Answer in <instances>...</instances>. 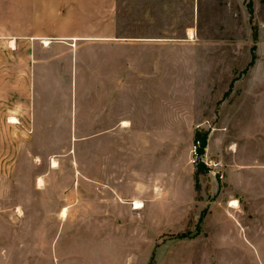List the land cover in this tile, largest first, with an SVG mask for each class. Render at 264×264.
Returning <instances> with one entry per match:
<instances>
[{
  "label": "rangeland",
  "instance_id": "374dc122",
  "mask_svg": "<svg viewBox=\"0 0 264 264\" xmlns=\"http://www.w3.org/2000/svg\"><path fill=\"white\" fill-rule=\"evenodd\" d=\"M119 1L117 9L113 0L111 20L91 25L112 30L113 35L141 36L96 41L55 37L54 44L110 46L129 52L132 63H139L143 72V76L135 75V70L129 75L137 81L142 78L143 85L134 87L139 91V107L153 111L155 117L160 113V120L154 124L157 129H111L94 138L89 129H81L80 135L86 137L81 140L70 125L82 123L86 108L97 106L100 95L94 89L96 76L84 78L80 64L66 66L72 81L58 73L56 64L41 77L42 67L37 65L33 109L38 129L34 137L28 126L9 122V116L25 114L22 103L30 88L28 63L23 53L12 50V40L15 37L19 51L32 41L10 35L26 27L24 0H16L18 4L0 0V264H233L226 259L238 251L239 264H264V260L250 258L257 255L250 244H222L226 238L222 234L233 229L220 228L222 214L216 207L203 226L198 223L200 212L208 210L218 195L217 178L212 173L201 175L196 191L197 167L191 164L196 134L208 132L205 159L221 164L222 172H227L219 144L238 139L235 133L242 134V124L252 117L254 145L247 150L246 161L260 164L255 166V178L264 175V78L254 72L249 80L253 70L264 76V0ZM49 23L56 32L89 25L83 20ZM41 41L34 43L43 45ZM157 57L159 65L153 64ZM252 62L255 65L244 72ZM235 77L232 92L220 104ZM140 93L155 94L160 101L155 96L146 100ZM229 144L226 153L232 151ZM149 157L154 158L140 162ZM132 159L140 163L127 168L126 161ZM170 168L176 177V190L169 198L176 199L171 205L176 209L174 218L171 222L161 218L160 243L150 246L143 238L141 220L146 223L152 216L149 209L158 202L161 207L169 206ZM111 174L126 178L115 185L116 192L109 182ZM148 176L153 190L146 188L147 194L140 198L149 209L132 215L117 193H141L135 180ZM64 207L68 212L63 217ZM143 214L144 220L135 219ZM153 222L148 223L150 228ZM259 231L253 230L255 239L264 235V229ZM167 235L175 241H163ZM257 250L264 259V243Z\"/></svg>",
  "mask_w": 264,
  "mask_h": 264
},
{
  "label": "crops",
  "instance_id": "0c3cea01",
  "mask_svg": "<svg viewBox=\"0 0 264 264\" xmlns=\"http://www.w3.org/2000/svg\"><path fill=\"white\" fill-rule=\"evenodd\" d=\"M13 3L18 4L16 0H13ZM23 3L24 12L27 20L25 23L26 27L23 31H19L16 33L10 32V35L24 36L26 38H30V40L32 41V45H25L24 49H22V51H19L17 46V40H15L14 37L12 40L11 48L13 51H15V53L21 52L25 56V61L28 63L29 67L27 73L28 75H30V88L28 91V95L26 94L27 96H24L22 103L25 114L9 116V118H11L9 121L10 123H23L24 127L28 126V129H32L34 137V134L36 133L35 130L38 129L35 123V107L33 109V102L36 97L35 83L37 65L40 64L42 67V70L40 72L41 77H44L49 72L51 65L56 64V70L58 71V73L61 74L67 80L72 81L73 78L70 79V74L66 71V66L70 63L72 66H74L76 63L82 66L83 74L85 75L84 78L91 79L92 75L96 76L98 83H95L94 89L98 88L95 92H98L100 95V101L97 106L93 105L88 106L86 108L83 122L77 124L76 126H74L73 124L70 125L71 129H75V133L80 136L79 139L82 140L86 138L85 136L80 135L81 129H89L92 132L90 133L91 137L93 138L100 133H107L111 129H157L156 125L154 124L159 123L160 113H158L159 115L155 117L153 111L151 112L148 110V112L146 110H143L144 108L141 109L139 107V97L137 98V93L139 91L138 88L134 87L143 85L142 78L140 77L141 79H139L138 77H136L137 79L141 80L137 81L132 78L130 79L129 75L133 74L132 71L135 70V75L143 76V72L141 71L142 68L138 66L139 63H137L136 65L132 63L133 61L130 59L129 52L127 53L121 48L119 49L110 46L83 47L81 45L73 46L72 43L71 45L54 44L55 42L53 38L55 37H62L65 38V40L74 41H96L99 40V38L101 37L112 38L123 36L129 38L141 36L133 34L113 35L112 30H110V32H107L105 30L95 28L91 25V23L95 21H106L112 19L113 0H24ZM119 5L120 1L116 0L117 9H119ZM51 20H56L60 23L65 21L83 20L85 22H89V25H85L84 28L62 29L61 31L56 32L55 30L50 28L49 22ZM34 40H42L41 42H43V45H37L36 43H34ZM46 40H49L50 43H46ZM13 41L15 42V45H13ZM70 53L72 54L71 58H67V55ZM141 60V64L143 65V57H141ZM93 63L98 65L93 66ZM154 63L159 65L158 57L156 58V60L153 61V64ZM254 65L255 62L248 64L247 67L244 69V72H248ZM137 70H140V72H137ZM254 72L258 74L259 78H264L262 74L258 73L256 70H253L250 73V82L251 79L254 77ZM89 81L86 80V83L88 84ZM236 81L237 77L233 78L230 81L228 89L224 93V97L218 101L220 104L232 92ZM90 85L91 84H88L89 87ZM129 87L131 88L129 89ZM249 92L247 94V101ZM140 94H143L146 100H152L151 98L155 96V94L151 95L149 93H147L146 95L145 93ZM88 97L89 96H87V98ZM155 97L159 100L158 96ZM247 105H249V102L247 103ZM248 116L250 117L249 113ZM12 120H15V122ZM42 122H44V118ZM146 123L149 125V127L145 126ZM150 125L152 126L150 127ZM223 128L224 126L222 127V129ZM45 129L52 128L47 127ZM97 129L105 130L97 131ZM241 129L243 131L242 134L235 133L236 135H238V139L234 138L233 140L235 141H232L231 138L229 140L231 142L227 140V144H219L221 147H218V150L222 151L224 158L226 157V159H224V162L226 165L225 169H227V172H223V180H218V176L214 177L217 178L215 189L218 195L216 199L210 201L212 202L210 203L211 205H207L208 210H206L205 208L200 212L201 215L198 219L200 220V222L198 223L203 226V224H205V222L207 221V217L209 212H211V209L213 207H216L217 212L219 214H222L221 218L219 219L220 228L233 229L232 233L222 234L224 237H226L222 240V244L235 246H246L250 244L255 247L257 251V255H250V258L253 260V262H255L256 260L262 262L264 259L262 254L258 252L257 246H259L260 243H264V235H261V239H255L252 233L253 230L259 231V229H264V175L261 178H255L253 173L254 169H256L255 166H260V164L256 163L255 161H246V157L248 156L249 152L247 150L254 145L253 132L255 130V124L253 118L251 117L249 119L248 124L247 122L244 125L242 124ZM245 129H247L246 133ZM260 134L261 133L258 134L259 141ZM75 139L77 140L78 137H75ZM55 142L57 141L55 140ZM229 143L233 145L232 151L230 150V153H226V150L228 151L227 146L230 145ZM209 146L210 143L208 138L207 147ZM61 147H64V145H62ZM230 154H232L233 156L232 160L229 156ZM36 155H38L37 157H39L40 154L38 153ZM154 157H149L147 159L143 158L140 162L147 161L148 159H152ZM110 161H113V159H110ZM167 161L170 163L169 160ZM140 162H137V160L134 159L130 161L127 160L126 165L127 168L129 165L130 167H133L136 164H139ZM92 165H97V160H95V163L93 162ZM261 166V169H264V165ZM125 172H127V169L125 170ZM206 174L208 176L211 175L208 171L206 172L204 170H201L200 172H198V169H196L195 181H193V189L199 191L198 187L200 185L198 183V180L201 178V175L205 176ZM155 176L156 175H153V177ZM119 177L120 176L114 177V175L112 174L109 176V182L112 183L111 188L113 192H116L115 185L121 182L120 179H123V181H125L126 179L125 176L120 178ZM151 178L152 177L148 176L147 180H135V185L140 189L141 193L127 196H121L117 193V195L120 196V200L129 206L132 215H134L135 213H139L140 210H145V202L140 197L145 196L147 194L146 188L150 187V190H153V181H151ZM175 178V172L173 169L170 168L166 186L168 188V199L171 197V194L174 195V192L176 190ZM128 199L133 200L131 201V203H129L128 201H126ZM136 200L143 201L144 206L142 208H134V202ZM232 201H237V204L231 205ZM168 202L169 206L166 205L161 207L160 203L158 202L151 209H149V207H146V209H149L152 213V216L147 219L146 223L144 220V214L142 217H135L137 221L138 219L144 220H141V223H144L143 231L144 236H146H143V238L147 239L145 242L147 244H151L150 246L154 244L155 246H157L160 243L161 223L159 222L161 218L167 222H171L172 218H174V216L172 215L175 213L174 211L176 209L171 205L172 203L176 202V199H169ZM152 220H154V222L152 227L150 228L148 223H150V221ZM188 222L189 220L183 226H186ZM148 229H150L151 231H149ZM145 230H147V235L145 234ZM151 232H153V234ZM166 239H171L175 241V239L172 238L171 235H167V238H165L163 241H165ZM256 256H258V259H256ZM226 260L233 261V264H239L242 259L238 251L237 253L231 254Z\"/></svg>",
  "mask_w": 264,
  "mask_h": 264
},
{
  "label": "built area",
  "instance_id": "2783aa9c",
  "mask_svg": "<svg viewBox=\"0 0 264 264\" xmlns=\"http://www.w3.org/2000/svg\"><path fill=\"white\" fill-rule=\"evenodd\" d=\"M200 148H201V140L195 139L192 146V154H191L192 166L199 167L202 163H204L208 167L210 173L223 179L224 173L222 172L221 164L218 163L212 164L211 162L207 161L205 159V153H203L200 150Z\"/></svg>",
  "mask_w": 264,
  "mask_h": 264
},
{
  "label": "trees",
  "instance_id": "16d2710c",
  "mask_svg": "<svg viewBox=\"0 0 264 264\" xmlns=\"http://www.w3.org/2000/svg\"><path fill=\"white\" fill-rule=\"evenodd\" d=\"M196 135H197L196 136L197 137L196 139L201 140V148H200V150L203 153H205V150H206V147H207V143H208V132H201V133H197ZM197 169H198V172H200L201 170H204L206 172L207 171L209 172L208 167L204 163H202L199 167H197ZM198 175H199V173H198Z\"/></svg>",
  "mask_w": 264,
  "mask_h": 264
},
{
  "label": "bare ground",
  "instance_id": "6f19581e",
  "mask_svg": "<svg viewBox=\"0 0 264 264\" xmlns=\"http://www.w3.org/2000/svg\"><path fill=\"white\" fill-rule=\"evenodd\" d=\"M46 43H50V41L49 40H46ZM13 45H15V42L13 41ZM12 121H14L15 122V120H12ZM125 123V122H124ZM127 125V124H126ZM56 166H58V163H57V161H53V167H56ZM234 204H237V201H232V203H231V205H234ZM144 206V204L142 203V202H139V201H135L134 202V208H142ZM67 212H68V209H67V207H64L63 209H62V216L64 217V216H67Z\"/></svg>",
  "mask_w": 264,
  "mask_h": 264
}]
</instances>
